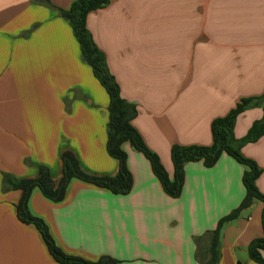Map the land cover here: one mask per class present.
<instances>
[{
	"label": "crops",
	"instance_id": "1",
	"mask_svg": "<svg viewBox=\"0 0 264 264\" xmlns=\"http://www.w3.org/2000/svg\"><path fill=\"white\" fill-rule=\"evenodd\" d=\"M76 1L48 0L51 8L42 0H0V264H59L37 227L19 220L23 191L6 176L36 179L44 166L58 185L65 151L89 175L119 171L107 151L109 96L58 13ZM87 27L122 97L136 106L133 126L171 178L174 145L211 146L213 120L264 93V0H110L88 15ZM263 105L239 116L237 139L262 120ZM123 149L133 176L129 194L74 178L58 203L34 188L31 214L67 255L202 264L208 233L245 198L247 168L227 154L212 168L188 163L181 196L171 198L147 158L128 143ZM241 154L262 170L257 187L264 195V135ZM263 209L257 201L225 225L218 264H259L248 247L264 236Z\"/></svg>",
	"mask_w": 264,
	"mask_h": 264
},
{
	"label": "trees",
	"instance_id": "2",
	"mask_svg": "<svg viewBox=\"0 0 264 264\" xmlns=\"http://www.w3.org/2000/svg\"><path fill=\"white\" fill-rule=\"evenodd\" d=\"M42 1L54 8L48 0ZM109 3L110 0H77L69 10H59L58 13L70 23L79 42L84 60L91 66L94 76L109 96L107 151L112 158L119 162V171L112 177L89 175L82 170L75 155L70 151H65L62 155L63 175L58 185L53 182L48 168L44 166L39 168V175L36 179L17 180L6 176L5 182L9 187L23 191V196L17 204L18 218L23 223L33 224L37 227L50 254L59 264H120L119 261L111 257H103L97 262H92L64 253L56 244L46 223L42 219L33 216L29 211L28 201L33 189L39 188L47 199L58 203L65 199L69 183L76 178L99 188L107 189L113 194L127 195L133 188V176L127 166L128 155L123 149V146L128 143L150 162L152 171L160 182L163 191L171 198H179L185 183V166L188 163L203 162L205 167L212 168L223 154H227L247 168L243 175L246 195L240 206L223 217L217 228L208 233L207 258L203 259L201 263L218 264L221 258V234L225 225L237 219L253 203L257 201L264 203V195L257 187V180L261 176L262 170L255 161L245 158L241 154L243 146L258 141L264 135V115L261 121L253 124L244 138L237 139L234 134L239 116L250 108L263 105L264 93L259 97L242 99L227 115L214 119L211 124L213 138L211 146L174 145L171 149L174 176L171 178L160 157L148 148L142 135L133 126L132 121L137 116L136 106L122 97L120 85L109 70L105 54L97 47L92 34L88 30V15L93 11L107 7ZM262 227L264 232V209ZM202 240L203 238L197 239L199 257L201 256L200 246ZM248 252L253 261L264 264V236L253 241L248 247Z\"/></svg>",
	"mask_w": 264,
	"mask_h": 264
}]
</instances>
